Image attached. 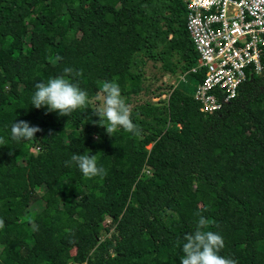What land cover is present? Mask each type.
<instances>
[{"label":"trees","instance_id":"1","mask_svg":"<svg viewBox=\"0 0 264 264\" xmlns=\"http://www.w3.org/2000/svg\"><path fill=\"white\" fill-rule=\"evenodd\" d=\"M197 61L183 0H0V264H181L177 242L201 215L224 238L223 256L264 264V68L203 114L192 97L204 77L190 72ZM147 62L167 73L178 65L187 82L153 102ZM66 67L89 100L118 83L140 134L109 136L90 103L68 117L35 108V85ZM15 120L43 131L13 140ZM74 152L98 154L107 174L66 166ZM38 199L43 217L29 210Z\"/></svg>","mask_w":264,"mask_h":264},{"label":"built area","instance_id":"2","mask_svg":"<svg viewBox=\"0 0 264 264\" xmlns=\"http://www.w3.org/2000/svg\"><path fill=\"white\" fill-rule=\"evenodd\" d=\"M186 30L204 71L193 91L203 114H212L236 96L249 75L264 68V0H183ZM181 82H186L182 73ZM154 100V99H153Z\"/></svg>","mask_w":264,"mask_h":264},{"label":"clouds","instance_id":"3","mask_svg":"<svg viewBox=\"0 0 264 264\" xmlns=\"http://www.w3.org/2000/svg\"><path fill=\"white\" fill-rule=\"evenodd\" d=\"M63 71L64 75L35 85L36 91L31 99L35 108L46 107L49 112H58L60 116L68 117L73 111L88 106L90 103L88 92L83 90L78 82L69 79L73 69L66 67ZM95 100L100 104L92 108V115L98 116L99 120H92L93 124L104 127L109 136L120 128L128 133L140 134L141 129L132 119V108L122 96L118 83L105 81L96 93ZM89 120L91 117L88 118V122ZM42 131L41 127L31 125L28 121L15 120L11 127V137L16 141H31ZM4 143L0 138V144ZM90 152L86 154L74 152L70 160L65 161L66 166L75 164L85 178L105 176L106 169L102 165L98 166V154L90 155ZM209 224L207 218L199 216L195 230L186 234L182 242H177V246L183 251L180 257L181 264H237L236 260L221 254L225 247L224 238L218 232L208 230ZM4 226V220L0 219V228Z\"/></svg>","mask_w":264,"mask_h":264},{"label":"rangeland","instance_id":"4","mask_svg":"<svg viewBox=\"0 0 264 264\" xmlns=\"http://www.w3.org/2000/svg\"><path fill=\"white\" fill-rule=\"evenodd\" d=\"M15 20L24 22V15L23 13L16 14L14 17ZM36 20L35 18H30L27 20V24L24 30H28L31 26L35 24ZM58 32L62 35L63 30L60 28L58 29ZM80 45L83 50L87 51V43L84 39H81ZM174 61V60H173ZM144 78L146 79L145 85L149 88V98L153 102H158L160 100H166L168 97V94L174 89L181 88L184 84V82H181L180 77L183 75L180 70L178 69V65H176L175 72L173 73H167L164 72L161 68L160 63H153V62H147L146 65L142 68ZM95 76L99 77L101 74H96ZM187 82V78H185ZM185 82V83H186ZM154 99V100H153ZM100 104L99 101H96L95 98L90 99V105L92 108L98 107ZM133 106L132 104L130 105ZM40 195V193H38ZM81 195H77V198H80ZM83 208L84 212L87 213L91 210V201H84L83 202ZM31 211H34L39 217L45 216L44 213V203L38 199L36 202H34L30 209ZM105 227H107L110 230L113 229V225L109 223L108 219L104 221ZM14 234L18 238H24L26 236V232L23 229H18L14 231Z\"/></svg>","mask_w":264,"mask_h":264}]
</instances>
